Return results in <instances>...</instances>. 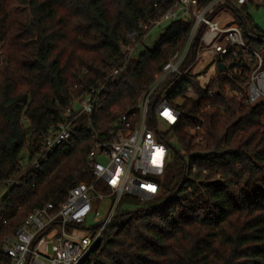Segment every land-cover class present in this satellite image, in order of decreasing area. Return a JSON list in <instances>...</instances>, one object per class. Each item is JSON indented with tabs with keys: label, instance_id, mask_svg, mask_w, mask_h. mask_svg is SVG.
I'll return each instance as SVG.
<instances>
[{
	"label": "trees",
	"instance_id": "1",
	"mask_svg": "<svg viewBox=\"0 0 264 264\" xmlns=\"http://www.w3.org/2000/svg\"><path fill=\"white\" fill-rule=\"evenodd\" d=\"M174 1L0 0V182L22 181L3 197L0 240L35 208L51 201L59 206L71 187L91 179L92 146L111 138L121 113L138 104L163 64L185 47L192 22L174 21L152 48L108 79L124 65V48L135 49ZM233 6L228 1L215 12L232 8L248 42L264 54V35ZM22 7L29 8V19ZM194 54L195 46L187 63ZM184 79L171 96L188 86L194 96L181 104V117L166 132L175 164L169 159L161 193L134 209L121 202L81 264H264V102L246 105L226 93L230 86L242 91L244 73L214 83V97L191 75ZM99 88L98 107L70 118L72 137L43 171L22 167L25 149L31 157L73 101ZM199 135L203 142H196ZM199 151L211 155L194 158Z\"/></svg>",
	"mask_w": 264,
	"mask_h": 264
},
{
	"label": "built area",
	"instance_id": "2",
	"mask_svg": "<svg viewBox=\"0 0 264 264\" xmlns=\"http://www.w3.org/2000/svg\"><path fill=\"white\" fill-rule=\"evenodd\" d=\"M228 1L245 6L253 0H212L204 6L200 0H175L165 11L157 23L169 19L192 22L185 47L163 64L162 70L144 89L138 104L121 113L117 128L111 130V138L92 146L88 154L91 179L71 187L59 206L51 201L35 208L14 232L0 240V264H81L102 238L123 198L149 201L158 197L162 189L160 180L170 159L166 132L159 129L158 119L168 126V130L178 122L181 117L179 107L188 97L194 96L193 89L188 86L176 98L171 94L181 87L188 75L214 97L215 89L211 88L214 83L235 79L236 75L244 73L247 83L242 91H234L230 86L226 93L246 105L264 102V55L245 41V28L241 24L226 27L228 18L226 20L224 15L215 17L218 12H223V9L215 12V7ZM193 46L195 54L187 63ZM133 50V47L124 48V65L114 67L108 79L127 69L126 63L132 59ZM221 64L225 66L223 71ZM100 92V88L92 89L81 99H75L73 106L66 109L65 120L39 142L31 157L25 149L22 167L29 166L32 172H42L50 155L72 137L70 118L82 112L91 115L99 105ZM202 140L201 136L196 139L198 143ZM101 182L105 192L99 191ZM19 184H22L21 179L11 178L1 181L0 187L4 185L9 189ZM3 197L0 208L6 205ZM108 197H113L111 206L106 215L98 217L99 207ZM93 215L90 226L87 223ZM77 229L86 231L85 235L76 234L74 230Z\"/></svg>",
	"mask_w": 264,
	"mask_h": 264
},
{
	"label": "rangeland",
	"instance_id": "3",
	"mask_svg": "<svg viewBox=\"0 0 264 264\" xmlns=\"http://www.w3.org/2000/svg\"><path fill=\"white\" fill-rule=\"evenodd\" d=\"M236 11H238L243 17L244 19L248 20L250 17L253 25H255L256 27H258V32L262 35H264V0H253L250 1L248 4H246L245 6H240V5H236L234 4L233 6ZM18 10L20 11V13L26 17L27 19L30 18V12H29V8L28 7H22V8H18ZM222 15H224L226 17V20L228 18V21H226L225 25L226 27H229L231 25H236V24H241V21H239V19L236 17V19L234 20L233 18L236 16V13L232 10H230L229 8H225L223 9V12H218L216 14V18H220ZM174 22V20H162V22L159 23H155L149 33L140 41L135 45V49L132 52L131 58L132 60H137L140 56V54L142 52H144L146 50V48H152L157 42L158 40L161 38L162 34L166 31L165 29L170 26V24ZM249 27H251L250 23H248ZM252 28V27H251ZM245 37V35H244ZM245 41L250 44L247 40V38H244ZM252 46V44H250ZM262 55H264L261 51H259ZM172 88V87H170ZM158 126L159 129H161L163 132H167L168 130V126L166 124H164L161 120L158 119ZM201 136V135H199ZM198 136V137H199ZM169 142L176 147L178 150H181L180 145L178 144V139L176 138L175 134L173 133H169L167 135ZM203 137V136H201ZM197 139V138H196ZM197 142V141H196ZM203 142V140H202ZM170 148V162H173V164H175L173 156H172V152L173 149L171 147ZM172 156V157H171ZM183 159V158H182ZM185 161L187 162L188 166H191L192 162V158L190 155H185L184 156ZM102 162H105V159L101 158ZM103 186V183L101 182L100 184V189L99 191H106V189ZM8 192V187L1 185L0 187V201L1 198ZM130 199H126L123 200L121 203V207L122 208H131L134 209V207L138 206H144L149 204L150 202L146 201V200H142L140 198H131ZM139 199V200H137ZM113 200V197H108L106 200H104L101 203V206L99 207V212H98V217L101 215H106V212L108 211L109 207L111 206V201ZM151 201V200H149ZM139 202V203H138ZM93 217L90 218L87 224H89L90 226L93 225ZM74 232L76 234H79L81 236L85 235L86 231L77 229L74 230ZM90 232H88L89 234Z\"/></svg>",
	"mask_w": 264,
	"mask_h": 264
},
{
	"label": "water",
	"instance_id": "4",
	"mask_svg": "<svg viewBox=\"0 0 264 264\" xmlns=\"http://www.w3.org/2000/svg\"><path fill=\"white\" fill-rule=\"evenodd\" d=\"M233 11V9H231ZM235 12V11H234ZM236 13V12H235ZM239 18L241 19V17L239 16ZM225 69V66L223 64L220 65V70L223 71ZM211 155V152H203V151H199L194 153L192 156L194 158H199V157H207Z\"/></svg>",
	"mask_w": 264,
	"mask_h": 264
}]
</instances>
